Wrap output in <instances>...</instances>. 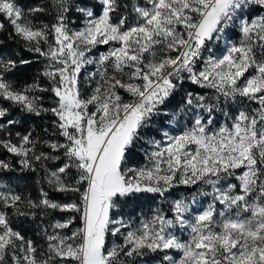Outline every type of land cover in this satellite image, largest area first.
Returning a JSON list of instances; mask_svg holds the SVG:
<instances>
[{
    "label": "snow or ice",
    "instance_id": "6c2138e0",
    "mask_svg": "<svg viewBox=\"0 0 264 264\" xmlns=\"http://www.w3.org/2000/svg\"><path fill=\"white\" fill-rule=\"evenodd\" d=\"M0 150V264H264V0H0Z\"/></svg>",
    "mask_w": 264,
    "mask_h": 264
},
{
    "label": "trees",
    "instance_id": "16d2710c",
    "mask_svg": "<svg viewBox=\"0 0 264 264\" xmlns=\"http://www.w3.org/2000/svg\"><path fill=\"white\" fill-rule=\"evenodd\" d=\"M19 3H21L25 7V9H27L28 7H32L35 4H44L47 6L51 3V0H19ZM41 19H44L47 21V20H50L51 17H41ZM12 47H15V45H13ZM22 55L27 57L29 54L25 52V53H22ZM34 67L35 66H33V68L27 69V71L23 75L25 77L30 76L31 73L33 72ZM185 88H188L190 90L200 91L199 88H197L196 86L191 85V84H185ZM179 98H180L179 95L174 97L170 101V103L168 104L167 109L168 110L173 109L177 105ZM46 99H47V95H46ZM5 106H7V105H5ZM13 114L17 118H20V113L18 111H14ZM167 119H168V117H166V116L159 117L156 125H154V128L162 127L163 125H165ZM47 126H48V117L47 116L40 117V118L29 117L27 119H21V123L14 126L13 132H16V131L25 132L27 129H29L31 127V128H34V130L37 134L42 135L43 129ZM152 135H155V131L149 130L147 132V136H152ZM147 136L145 137V139L147 138ZM157 138H159V137H157ZM5 155H7V154L4 153L3 150H0V158H3ZM131 162L134 164L144 163V156H143V150L142 149L138 148L136 150V153L132 157ZM0 179H2V181L6 182V183L11 182L13 187H17V185H19V187L17 188L18 191L26 189L27 191H31L33 195L37 194L36 193V186L34 183V181H35V175L34 174H30V173L21 174L19 172H10V173H5L3 175V177H0ZM194 191H195V187H193L191 189V192H194ZM205 191H211V189L205 188ZM181 195H190V191L185 186H180L179 188H177L173 192V197H170V199L171 198H179ZM55 198L56 199H63L64 196H63V194H56ZM210 199H211V197H199V201H200L201 205H206L208 202H210ZM158 203H159L158 197H153L152 194H146L143 196H139V197L135 198L134 200L129 201L126 211L132 212V215L134 217H138L141 214L150 215L151 211L158 206ZM199 206L200 205H197V207H199ZM55 218L60 219L61 216L59 214H57L55 216ZM20 227L26 231V234L33 236V238H35V236H34L35 225L34 224H31L29 221H24L20 225ZM178 234H180V233H178ZM186 237H187V232L185 231L182 234V238H186ZM117 242H119V241H117ZM170 254L174 255L175 252H172ZM158 258H159L158 256L150 254L149 256L144 257L142 259L137 258L136 264H151L154 260H156Z\"/></svg>",
    "mask_w": 264,
    "mask_h": 264
},
{
    "label": "rangeland",
    "instance_id": "374dc122",
    "mask_svg": "<svg viewBox=\"0 0 264 264\" xmlns=\"http://www.w3.org/2000/svg\"><path fill=\"white\" fill-rule=\"evenodd\" d=\"M232 39H236L235 33L232 34ZM223 48H224V41L222 40L216 46H214V51L216 52L217 55H219V54H221V51ZM98 51H106V47H101ZM94 54L98 55V52H96ZM86 68H87V72H85L84 75H87L88 72H95L96 71L95 65H87ZM97 79H99V77H97ZM92 86L94 87L95 85L93 84ZM88 90L90 91L91 89L89 88ZM151 264H155V260Z\"/></svg>",
    "mask_w": 264,
    "mask_h": 264
}]
</instances>
